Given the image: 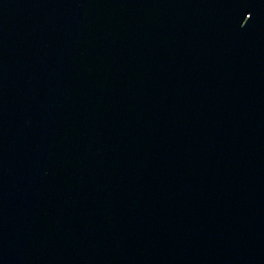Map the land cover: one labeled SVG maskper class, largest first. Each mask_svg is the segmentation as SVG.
I'll use <instances>...</instances> for the list:
<instances>
[{
    "label": "water",
    "instance_id": "obj_1",
    "mask_svg": "<svg viewBox=\"0 0 264 264\" xmlns=\"http://www.w3.org/2000/svg\"><path fill=\"white\" fill-rule=\"evenodd\" d=\"M0 264H264V0H0Z\"/></svg>",
    "mask_w": 264,
    "mask_h": 264
}]
</instances>
